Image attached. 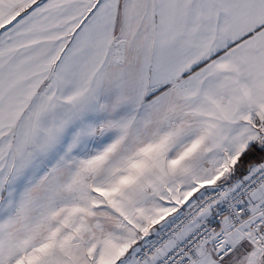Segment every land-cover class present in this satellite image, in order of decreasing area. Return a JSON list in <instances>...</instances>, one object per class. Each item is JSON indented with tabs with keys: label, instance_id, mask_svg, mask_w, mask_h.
<instances>
[{
	"label": "snow or ice",
	"instance_id": "6c2138e0",
	"mask_svg": "<svg viewBox=\"0 0 264 264\" xmlns=\"http://www.w3.org/2000/svg\"><path fill=\"white\" fill-rule=\"evenodd\" d=\"M0 264H264V0H0Z\"/></svg>",
	"mask_w": 264,
	"mask_h": 264
}]
</instances>
